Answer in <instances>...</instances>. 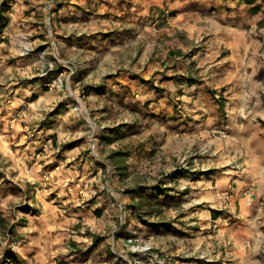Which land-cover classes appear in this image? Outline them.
I'll list each match as a JSON object with an SVG mask.
<instances>
[{"label":"crops","instance_id":"0c3cea01","mask_svg":"<svg viewBox=\"0 0 264 264\" xmlns=\"http://www.w3.org/2000/svg\"><path fill=\"white\" fill-rule=\"evenodd\" d=\"M66 1L59 2V16L72 13L71 7L79 12L84 2ZM107 2L104 27L121 39L112 44L118 51L110 60H126L118 56L130 44L127 18L144 21L137 42L156 51L133 54L137 68L114 79L122 81L127 104H146L158 118L149 125L134 122L145 130L135 145L109 152L124 193L116 197L110 189L111 206L121 209L118 235L106 239L110 251L122 264L135 261V244L127 239L139 226L137 234L152 240V251L169 254V264H264V0ZM147 34L150 42H144ZM137 196L151 199L158 211L139 208ZM193 234L207 245L202 256L178 248Z\"/></svg>","mask_w":264,"mask_h":264},{"label":"rangeland","instance_id":"374dc122","mask_svg":"<svg viewBox=\"0 0 264 264\" xmlns=\"http://www.w3.org/2000/svg\"><path fill=\"white\" fill-rule=\"evenodd\" d=\"M61 1L0 0V264H122L106 240L118 235L121 224L110 189L116 197L124 194L123 176L115 177L109 152L135 145L145 130L135 129L134 122L149 125L158 119L146 104H127L122 81L114 79L126 68H137L133 54L155 49L145 42L152 35L143 38L145 47L137 42L144 21L127 18L130 44L125 56H118L126 60L112 61L109 55L118 51L112 44L121 39L104 27L107 0H93V7L84 0L79 12L71 7L72 13L59 16ZM78 41L82 44L75 47ZM52 135H58L56 144ZM112 180L117 187L109 185ZM140 201L146 212L159 209L145 196ZM139 230L132 229L135 244L152 249V240ZM193 235L178 248L202 256L207 245ZM207 243L216 245L211 239Z\"/></svg>","mask_w":264,"mask_h":264},{"label":"built area","instance_id":"2783aa9c","mask_svg":"<svg viewBox=\"0 0 264 264\" xmlns=\"http://www.w3.org/2000/svg\"><path fill=\"white\" fill-rule=\"evenodd\" d=\"M127 241L129 243H132V244H135V241H137L136 238H133V236H129ZM132 250L133 252H141L140 256L135 253L137 256H136V259L134 261V264H141V261L143 260L144 256L145 255H150L152 257V259H150L153 264H164V262H167L168 264V261L165 259V258H162L161 255H158V252H154L152 251V249L148 246H140L139 244H135L132 246Z\"/></svg>","mask_w":264,"mask_h":264},{"label":"trees","instance_id":"16d2710c","mask_svg":"<svg viewBox=\"0 0 264 264\" xmlns=\"http://www.w3.org/2000/svg\"><path fill=\"white\" fill-rule=\"evenodd\" d=\"M221 105H222V102L220 101V106H221ZM97 240H98L97 237L94 236V237H93V241H94V242H97ZM4 264H5V263H4Z\"/></svg>","mask_w":264,"mask_h":264}]
</instances>
